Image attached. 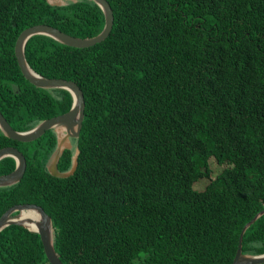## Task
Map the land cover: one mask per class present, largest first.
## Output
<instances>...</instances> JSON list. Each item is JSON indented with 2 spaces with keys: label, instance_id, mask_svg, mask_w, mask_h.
Wrapping results in <instances>:
<instances>
[{
  "label": "trees",
  "instance_id": "1",
  "mask_svg": "<svg viewBox=\"0 0 264 264\" xmlns=\"http://www.w3.org/2000/svg\"><path fill=\"white\" fill-rule=\"evenodd\" d=\"M108 1L112 25L99 41L25 40L36 71L71 78L83 92L77 161L53 175L51 128L25 141L0 130V146H17L26 162L17 181L0 185V213L39 203L64 264H229L242 224L264 206V0ZM103 19L93 0H0V111L14 128L72 99L23 76L19 30L43 21L91 35ZM68 165L64 149L58 167ZM13 166L11 155L0 157V173ZM241 247L264 251V212ZM0 264L50 262L37 231L9 223Z\"/></svg>",
  "mask_w": 264,
  "mask_h": 264
},
{
  "label": "water",
  "instance_id": "2",
  "mask_svg": "<svg viewBox=\"0 0 264 264\" xmlns=\"http://www.w3.org/2000/svg\"><path fill=\"white\" fill-rule=\"evenodd\" d=\"M46 1L52 4H64L73 0ZM93 1L100 7L104 18L102 27L96 33L83 36L75 35L60 29L56 25L41 21L22 27L14 40L13 51L23 76L36 86L47 88L64 87L70 91L72 99L67 109L46 117H42L32 126L24 129L14 128L0 111V130L8 137L25 141L37 137L47 128H54L58 132L64 129L65 132L62 135H60L59 132V138L56 142V145L45 161V166L48 172L56 176L68 175L72 173L76 166L78 147L76 149V153L73 154L71 162L67 168L60 169L57 166V160L59 158V152L65 136H67V134L73 136L78 135L83 116V92L76 81L71 78L62 76H45L36 71L25 58L24 43L27 37L33 33H45L60 42L74 46H85L103 39L109 32L112 25V7L108 0ZM4 155H11L14 158V166L10 170L0 173V185H6L17 181L21 177L26 163L23 152L13 144H5L0 146V157ZM21 209H33L38 214V217L34 219L30 215L19 217V212ZM262 212H264V206L258 209L242 224L238 233L236 248L229 264H253L264 261V251L247 252L243 251L241 247V237L244 229ZM28 221H34L35 226H29ZM9 223H18L27 227L28 229L37 231L45 256L50 264H64L53 246L54 232L51 216L39 203L35 201H19L9 204L0 213V228Z\"/></svg>",
  "mask_w": 264,
  "mask_h": 264
},
{
  "label": "flooded vegetation",
  "instance_id": "3",
  "mask_svg": "<svg viewBox=\"0 0 264 264\" xmlns=\"http://www.w3.org/2000/svg\"><path fill=\"white\" fill-rule=\"evenodd\" d=\"M61 112V111H60ZM51 130H53L54 131V133H55V143H54V146H53V148L55 147V145H56V142H57V140H58V138H59V132H60V135H62L64 132H65V130L63 129V130H61V131H57L56 129H54V128H51ZM76 137L77 136H73V135H70V134H67V136H65V138L63 139V144H62V147H61V149H60V152H59V155L61 154V152L64 150V149H66V150H68L69 151V164H70V162H71V159H72V156H73V154H75L76 153V149H77V144H76ZM53 150V149H52ZM59 157V156H58ZM57 166H58V160H57ZM69 166V165H68ZM67 166V167H68ZM67 167H65V168H67Z\"/></svg>",
  "mask_w": 264,
  "mask_h": 264
},
{
  "label": "bare ground",
  "instance_id": "4",
  "mask_svg": "<svg viewBox=\"0 0 264 264\" xmlns=\"http://www.w3.org/2000/svg\"><path fill=\"white\" fill-rule=\"evenodd\" d=\"M19 217H24L25 215H30L33 219L38 217V214L33 209H21L19 212ZM29 226L34 227V221H28Z\"/></svg>",
  "mask_w": 264,
  "mask_h": 264
},
{
  "label": "rangeland",
  "instance_id": "5",
  "mask_svg": "<svg viewBox=\"0 0 264 264\" xmlns=\"http://www.w3.org/2000/svg\"><path fill=\"white\" fill-rule=\"evenodd\" d=\"M216 164V163H215ZM217 165V164H216Z\"/></svg>",
  "mask_w": 264,
  "mask_h": 264
}]
</instances>
